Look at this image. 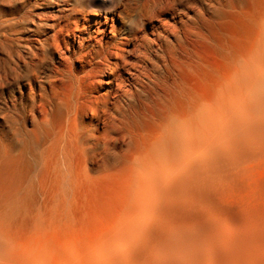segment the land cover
Instances as JSON below:
<instances>
[{"label": "bare ground", "instance_id": "6f19581e", "mask_svg": "<svg viewBox=\"0 0 264 264\" xmlns=\"http://www.w3.org/2000/svg\"><path fill=\"white\" fill-rule=\"evenodd\" d=\"M43 1L0 34V264H264V0Z\"/></svg>", "mask_w": 264, "mask_h": 264}, {"label": "rangeland", "instance_id": "374dc122", "mask_svg": "<svg viewBox=\"0 0 264 264\" xmlns=\"http://www.w3.org/2000/svg\"><path fill=\"white\" fill-rule=\"evenodd\" d=\"M259 1V0H258ZM197 6H200L202 3L204 4V0H196ZM44 8L46 5L43 0H0V34L3 32L5 25L3 24L4 17H16L19 21L18 24H14L13 30L14 33L22 38H26L27 35H31L34 32H29L27 28H29V24L25 21L34 11L37 13L44 12ZM30 9V12L29 11ZM34 10L32 12V10ZM189 11V10H186ZM193 12V11H192ZM163 17L170 18L171 14H165ZM20 28V29H18ZM1 48V44H0ZM202 53L207 56L206 51L202 50ZM196 85V84H195ZM1 93V92H0ZM0 99V120L3 117L4 110L2 108V103ZM2 121V120H1ZM0 121V122H1ZM39 210H37L34 214L36 216L38 214L39 218L43 214L46 209L40 204L38 205ZM54 209V208H53ZM62 214V211L58 212ZM83 216L86 218L85 223H105V220L102 218L101 214H92L90 211L83 212ZM46 223H56L54 221L48 220ZM58 223H74L69 219H64Z\"/></svg>", "mask_w": 264, "mask_h": 264}]
</instances>
